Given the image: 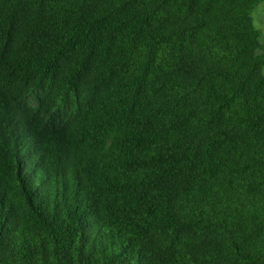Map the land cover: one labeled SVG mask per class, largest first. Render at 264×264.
I'll return each mask as SVG.
<instances>
[{
    "label": "trees",
    "instance_id": "obj_1",
    "mask_svg": "<svg viewBox=\"0 0 264 264\" xmlns=\"http://www.w3.org/2000/svg\"><path fill=\"white\" fill-rule=\"evenodd\" d=\"M264 0H0V264H264Z\"/></svg>",
    "mask_w": 264,
    "mask_h": 264
},
{
    "label": "rangeland",
    "instance_id": "obj_2",
    "mask_svg": "<svg viewBox=\"0 0 264 264\" xmlns=\"http://www.w3.org/2000/svg\"><path fill=\"white\" fill-rule=\"evenodd\" d=\"M255 26L262 32L264 41V3L259 4L252 14Z\"/></svg>",
    "mask_w": 264,
    "mask_h": 264
}]
</instances>
